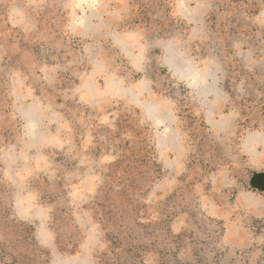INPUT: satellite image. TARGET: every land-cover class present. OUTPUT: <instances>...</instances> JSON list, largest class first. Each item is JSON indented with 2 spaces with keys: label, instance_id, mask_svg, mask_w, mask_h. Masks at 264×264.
<instances>
[{
  "label": "rangeland",
  "instance_id": "1",
  "mask_svg": "<svg viewBox=\"0 0 264 264\" xmlns=\"http://www.w3.org/2000/svg\"><path fill=\"white\" fill-rule=\"evenodd\" d=\"M262 174L264 0H0V264H264Z\"/></svg>",
  "mask_w": 264,
  "mask_h": 264
},
{
  "label": "bare ground",
  "instance_id": "2",
  "mask_svg": "<svg viewBox=\"0 0 264 264\" xmlns=\"http://www.w3.org/2000/svg\"><path fill=\"white\" fill-rule=\"evenodd\" d=\"M92 13H93V12H92ZM94 14H95V13H94ZM90 16H91V15H90ZM85 19H87V18H85ZM87 24H88V23H87ZM80 26H81V25H80ZM94 29H95V28H94ZM96 35H97V34H96ZM128 48H129V47H128ZM171 57H172V56H171ZM136 59H137V58H136ZM134 61H135V60H134ZM135 63H136V62H135ZM137 64H138V63H137ZM168 64H169V63H168ZM170 64H171V63H170ZM172 66H173V65H172ZM179 66H180V65H179ZM174 67H175V66H174ZM174 67H173V68H174ZM189 68H190V67H188V65L184 64V65H181V66L179 67V70H178V71H179L181 74H184V75H185V74H187V73L190 72V69H189ZM109 83H110V82H109ZM108 85H109V84H108ZM114 87H115V86H114ZM118 89H119V88H118ZM118 89H117V90H118ZM112 92H113V90H112ZM205 92H206V91H202L201 93H204V94H205ZM109 93H110V92H109ZM110 94H111V93H110ZM150 106H151V105H150ZM153 106H154V104H153ZM156 111H157V110H156ZM148 112H149V111H148ZM26 114H27V113H26ZM40 114H41V113H40ZM158 114H159V113H158ZM158 114H157V115H158ZM147 116H148V115H147ZM161 116H162V115H161ZM161 116H160V117H161ZM162 117H164V116H162ZM36 122H37V120H36ZM258 138H259V137H258ZM256 143H257V142H256ZM38 214H39V213H38ZM75 260H76V259H75ZM64 264H79V262H77V261H74V262H73V261H71V260H70V261L68 260V261H67L66 263H64ZM83 264H84V262H83Z\"/></svg>",
  "mask_w": 264,
  "mask_h": 264
},
{
  "label": "water",
  "instance_id": "3",
  "mask_svg": "<svg viewBox=\"0 0 264 264\" xmlns=\"http://www.w3.org/2000/svg\"><path fill=\"white\" fill-rule=\"evenodd\" d=\"M256 185L259 186L260 188L264 189V174H262L256 178Z\"/></svg>",
  "mask_w": 264,
  "mask_h": 264
}]
</instances>
